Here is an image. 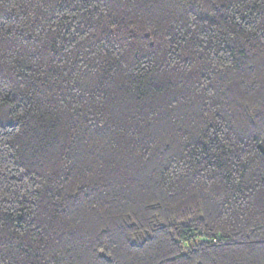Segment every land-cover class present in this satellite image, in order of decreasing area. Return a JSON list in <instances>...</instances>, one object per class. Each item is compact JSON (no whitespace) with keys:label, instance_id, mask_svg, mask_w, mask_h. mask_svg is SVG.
Masks as SVG:
<instances>
[{"label":"trees","instance_id":"1","mask_svg":"<svg viewBox=\"0 0 264 264\" xmlns=\"http://www.w3.org/2000/svg\"><path fill=\"white\" fill-rule=\"evenodd\" d=\"M0 264H264V0H0Z\"/></svg>","mask_w":264,"mask_h":264}]
</instances>
